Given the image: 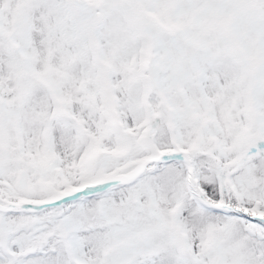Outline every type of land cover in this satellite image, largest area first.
Instances as JSON below:
<instances>
[{"label":"snow or ice","instance_id":"obj_1","mask_svg":"<svg viewBox=\"0 0 264 264\" xmlns=\"http://www.w3.org/2000/svg\"><path fill=\"white\" fill-rule=\"evenodd\" d=\"M0 264H264V0H0Z\"/></svg>","mask_w":264,"mask_h":264}]
</instances>
